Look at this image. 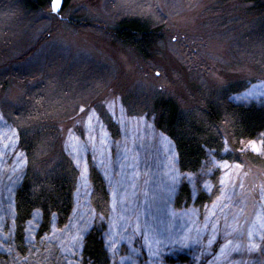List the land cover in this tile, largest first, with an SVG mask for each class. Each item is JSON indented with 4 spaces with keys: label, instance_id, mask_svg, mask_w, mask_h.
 I'll return each mask as SVG.
<instances>
[{
    "label": "rangeland",
    "instance_id": "374dc122",
    "mask_svg": "<svg viewBox=\"0 0 264 264\" xmlns=\"http://www.w3.org/2000/svg\"><path fill=\"white\" fill-rule=\"evenodd\" d=\"M36 2L0 0V264H82L83 239L96 226L110 264H264V132L249 141H225L220 157L210 153L198 169L180 170L171 140L155 123L162 119L161 128L168 129L177 121L172 99L184 111L194 108L188 114L192 134L207 131L210 117L201 107L218 117L229 103L264 105L262 25L243 15L252 4L69 0L53 14L52 0L32 9ZM225 5L238 21L228 18L221 26L217 11ZM133 18L144 20L143 29L159 30L140 53L122 39H130L133 24L123 21ZM218 127L229 135L226 119ZM129 130L140 138H128ZM21 139L33 147L28 158ZM63 156L76 176L73 211L64 227L55 219L41 234L34 211L21 252L13 241L15 194L31 168L38 177L48 174ZM94 174L107 187L101 211L94 206ZM230 184L235 193L227 200ZM184 188L190 200L179 204ZM147 202L152 239L158 240L153 248L141 229L145 216L136 214ZM224 206L236 216L231 226ZM163 211L175 220L173 227H159ZM117 214L127 215L121 224ZM184 219L203 226L180 243ZM170 231L176 233L165 240Z\"/></svg>",
    "mask_w": 264,
    "mask_h": 264
},
{
    "label": "trees",
    "instance_id": "16d2710c",
    "mask_svg": "<svg viewBox=\"0 0 264 264\" xmlns=\"http://www.w3.org/2000/svg\"><path fill=\"white\" fill-rule=\"evenodd\" d=\"M48 1L49 0H37L32 9H42L48 4ZM240 1L242 3L252 4L250 8L244 11L243 15H245L246 21L251 19V22L254 25H262L261 30L259 31V36L261 42L264 44V0ZM68 3L69 0H64V8ZM225 7L227 6H221L220 10L222 11H217L219 12V15L216 20L220 22L221 26L227 24L228 18H233L235 21H238V19L233 17L237 14L235 13V10L233 13H229L228 9ZM125 21H133V24L130 25V28L132 29L130 39L121 37L124 41L123 43L141 49H138L139 53L143 52L145 47H147L159 34V30L153 29L152 25L151 27L148 26L147 29L141 28V22H144L142 19L133 18L124 20L123 22ZM150 30H152V35L148 38L146 37V33H149ZM171 103L174 107V114L179 116L177 117V121L174 120L173 125L168 129L161 128L160 124L162 123V119L156 118L155 123L158 131L160 133L165 132L174 145V156L178 157L176 163L177 168L180 170L198 169L203 158L210 153L215 155V157H220L223 153V145L225 141H249L255 139L258 135L264 132V105L251 104L249 106H238L229 103L230 105H227V111L218 117H216L214 110H211L209 107H201V112L206 113L210 117V120H207V131L204 128L203 131H198L196 134H192V129L194 128L195 123L192 121L191 115L188 114H190L194 108H187V110L184 111L179 108L173 99L171 100ZM222 118L226 119V122L228 123L229 135L226 136L224 134L226 137H223L220 131H216V129H219L218 125H220ZM128 138L130 137L128 136ZM213 138H217V141L211 143V139ZM21 140V146H23V149L26 151L28 158L33 147L28 144L29 141H26L25 139ZM123 146H126V144ZM184 148L188 150L187 153L184 151ZM63 157L64 158H62V161L58 165L51 166L48 174H40L38 177L35 175L34 169L31 168L23 186L15 194L14 201L16 217L14 221L13 241L15 242L17 249L21 252L25 250L24 225H26L25 223L28 222L34 211H38L41 217V226L39 227L40 234L45 232L49 228L52 220L55 219L58 227H64L73 211V185L76 176L74 175L73 170L69 169V160L65 156ZM91 186L96 198L94 205L95 209L101 211L103 207L101 206V203L103 205L108 198L107 187L104 185L102 178L96 174L93 175ZM186 194L188 196L187 201L184 200ZM200 198L197 200L198 204H200ZM189 200L190 195L188 190L184 188L177 202L182 204L189 202ZM80 209L83 210L84 207L81 206ZM104 241L105 237H103V233H100L99 228L97 226L91 228L83 239L81 263L110 264Z\"/></svg>",
    "mask_w": 264,
    "mask_h": 264
},
{
    "label": "bare ground",
    "instance_id": "6f19581e",
    "mask_svg": "<svg viewBox=\"0 0 264 264\" xmlns=\"http://www.w3.org/2000/svg\"><path fill=\"white\" fill-rule=\"evenodd\" d=\"M128 136H130V137H132L133 139H136V138H140V135H139V133L137 132V131H131V130H129L127 133H126ZM135 176H137V175H135ZM149 177H151V176H149ZM166 177V179H170L171 178V173H166L164 176H163V178H165ZM162 180V179H161ZM151 182V179H150V181L148 182V183H150ZM161 184H162V181H161ZM230 186H231V184H230ZM121 187H122V183H121ZM162 189V188H161ZM163 189H166V186H164L163 187ZM229 189V188H228ZM235 188L233 187V185L230 187V189L227 191V193H226V196H228L227 197V200H229L231 197H232V194L233 193H235V190H234ZM121 196V200L124 202H126L127 201V197L125 196V194L124 195H120ZM125 196V197H124ZM228 203H229V201H228ZM144 206V205H143ZM80 207H81V205H80ZM81 210V209H80ZM82 211V210H81ZM230 207H228V206H224V213H226V214H230ZM127 214V213H126ZM136 214H137V216H138V218H141L142 216H145V218H143V219H139V220H143V222H141L140 224H145L146 226H142V231H144V237H146V240H145V242H146V244H147V246L148 247H150V248H153V247H155V242H156V240L155 239H152L153 238V227H154V225H152V223H151V221L148 219V216H150V214H149V205H148V202L146 203V209L145 210H142V208L141 207H139L138 208V210L136 209ZM159 214H161V212L159 213ZM125 215V214H124ZM123 214H117L116 215V223L118 224H121L122 222H124V221H121L122 220V216H124ZM128 215V214H127ZM127 215H125V217H127ZM231 216H229L228 217V219L226 220V225L227 226H231V223L232 222H235V218H236V216H235V214H233L232 212H231V214H230ZM166 216V217H165ZM117 219H120V221H118ZM125 219V218H124ZM160 220V219H159ZM183 221H185V219L183 220ZM172 224H175V220H173V218H170V219H168L167 218V214H165V212L163 211L162 212V220L160 221V225H159V227L160 226H163V228L165 227V226H172ZM182 225L183 224H181L180 226H179V229H183L182 228ZM186 225V226H185ZM184 226V230L180 233V234H178L179 235V238L177 239L176 237H174L175 239H177L178 240V242H183V243H185L186 241H191L193 238H194V235H196L197 234V231H200L201 229H202V226H198V224L197 223H195L194 221H190V223L189 224H186V221H185V224L183 225ZM158 227V228H159ZM173 227V226H172ZM157 228V229H158ZM162 228V229H163ZM254 231H256V228H258V225H256V226H253V227H251ZM250 228V229H251ZM130 230H133V228L132 229H130ZM135 230H139V227H138V229L136 228ZM159 230V229H158ZM163 231H166V230H163ZM253 232V231H252ZM176 232H165L164 233V235L162 236L165 240L167 239V237H171L172 235H174ZM158 234H159V232H158ZM185 235H186V237H185ZM182 236H184V238L182 237ZM189 236H191L190 238H189ZM174 239V240H175ZM167 240H169V239H167ZM158 241V240H157ZM238 247H243V245H238ZM250 246H247L246 248H249Z\"/></svg>",
    "mask_w": 264,
    "mask_h": 264
},
{
    "label": "water",
    "instance_id": "95a60500",
    "mask_svg": "<svg viewBox=\"0 0 264 264\" xmlns=\"http://www.w3.org/2000/svg\"><path fill=\"white\" fill-rule=\"evenodd\" d=\"M54 3H55V0H52V2H51L52 12L55 13V14H58L61 11V9H62V7L64 5V0H61L60 6H59L58 9H54V7H53Z\"/></svg>",
    "mask_w": 264,
    "mask_h": 264
},
{
    "label": "snow or ice",
    "instance_id": "6c2138e0",
    "mask_svg": "<svg viewBox=\"0 0 264 264\" xmlns=\"http://www.w3.org/2000/svg\"><path fill=\"white\" fill-rule=\"evenodd\" d=\"M60 2H61V0H55V3L53 5L54 9H58L59 8ZM252 150L253 151H258V149H256L254 146H253Z\"/></svg>",
    "mask_w": 264,
    "mask_h": 264
},
{
    "label": "flooded vegetation",
    "instance_id": "af4514ba",
    "mask_svg": "<svg viewBox=\"0 0 264 264\" xmlns=\"http://www.w3.org/2000/svg\"><path fill=\"white\" fill-rule=\"evenodd\" d=\"M51 13H53V12H52V10H51ZM59 13H60V12H59ZM59 13H58V14H59ZM53 14H55V13H53ZM173 146H174V145H173ZM187 214H189V215H190V213H187ZM188 219H189V220H191V219H192V217H191V216H189V217H188ZM195 220H196V219H195Z\"/></svg>",
    "mask_w": 264,
    "mask_h": 264
}]
</instances>
